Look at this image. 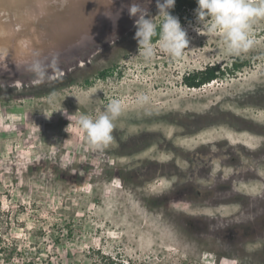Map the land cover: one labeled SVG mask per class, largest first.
Segmentation results:
<instances>
[{
  "label": "rangeland",
  "instance_id": "374dc122",
  "mask_svg": "<svg viewBox=\"0 0 264 264\" xmlns=\"http://www.w3.org/2000/svg\"><path fill=\"white\" fill-rule=\"evenodd\" d=\"M133 2L55 0L36 20L25 0L0 2V264H264V18L227 56L195 11L171 14L187 48L157 39L145 59ZM135 2L163 23L157 0ZM234 61V76L182 82ZM114 99L113 142L92 149L76 121Z\"/></svg>",
  "mask_w": 264,
  "mask_h": 264
},
{
  "label": "clouds",
  "instance_id": "9594fccd",
  "mask_svg": "<svg viewBox=\"0 0 264 264\" xmlns=\"http://www.w3.org/2000/svg\"><path fill=\"white\" fill-rule=\"evenodd\" d=\"M174 3L175 0H157L159 13L164 15L159 33L158 26L149 18L147 10L141 8L140 3L134 0L128 7L129 16L136 17L134 39L137 40L139 54L145 59H150L154 54L153 38L157 36L160 50L170 56L178 58L187 48L189 42L186 31L168 11ZM196 3L195 18L201 27H196L195 30L201 34H218L222 38L225 55L239 56L252 47L254 41L251 38V22L264 18V0H196ZM31 68L37 73L43 71L39 61L33 62ZM121 110L119 100L114 99L95 118L88 115L78 118L76 123L92 149L102 150L113 142V121L120 116Z\"/></svg>",
  "mask_w": 264,
  "mask_h": 264
},
{
  "label": "trees",
  "instance_id": "16d2710c",
  "mask_svg": "<svg viewBox=\"0 0 264 264\" xmlns=\"http://www.w3.org/2000/svg\"><path fill=\"white\" fill-rule=\"evenodd\" d=\"M197 7L196 0H175L174 6L169 9L170 14H174L177 18L182 19L188 12L194 11ZM159 25L157 27V32L159 33ZM159 39V37H154L153 42ZM246 63L244 61H234L230 65L222 66L220 63L206 64L202 69H198L182 76V82L188 87H200L203 84L209 83L210 81L217 79L219 77H225L229 75H235L236 72L241 69ZM111 72L108 68L103 69L99 72L100 78H105ZM12 251L14 249L12 248ZM109 261H112L110 257H106ZM116 264H130V262H124L122 259L115 260Z\"/></svg>",
  "mask_w": 264,
  "mask_h": 264
},
{
  "label": "snow or ice",
  "instance_id": "6c2138e0",
  "mask_svg": "<svg viewBox=\"0 0 264 264\" xmlns=\"http://www.w3.org/2000/svg\"><path fill=\"white\" fill-rule=\"evenodd\" d=\"M2 2V0H0ZM55 0H36V6H33V4L30 2V0H25V3L22 4V9L24 12V18L27 20H36L38 18H41L44 16L46 13H44L40 5H45V4H54ZM7 7V5H5ZM5 13L0 12V16H5ZM19 26V24L17 25ZM5 33L3 29H0V36H3ZM19 39V37H17ZM23 43V41H21Z\"/></svg>",
  "mask_w": 264,
  "mask_h": 264
},
{
  "label": "bare ground",
  "instance_id": "6f19581e",
  "mask_svg": "<svg viewBox=\"0 0 264 264\" xmlns=\"http://www.w3.org/2000/svg\"><path fill=\"white\" fill-rule=\"evenodd\" d=\"M42 7H43V5H41ZM0 29H3V31L5 32L6 30L4 29V27H3V24L1 25L0 24ZM92 33H89V34H87L86 36H83V38L85 39L86 37H88L89 35H91ZM7 42H9V40L7 41ZM15 45V48L16 47H20L21 49H23V47H22V43H21V41L18 43V42H16V44H14ZM8 49V46L6 45V44H3V43H0V60H5V62H7V60L8 59H5L4 57H6L5 55H4V53L6 52V50ZM18 52V54L21 52V51H17Z\"/></svg>",
  "mask_w": 264,
  "mask_h": 264
},
{
  "label": "water",
  "instance_id": "95a60500",
  "mask_svg": "<svg viewBox=\"0 0 264 264\" xmlns=\"http://www.w3.org/2000/svg\"><path fill=\"white\" fill-rule=\"evenodd\" d=\"M40 8L42 9L43 7H42V6H40Z\"/></svg>",
  "mask_w": 264,
  "mask_h": 264
},
{
  "label": "flooded vegetation",
  "instance_id": "af4514ba",
  "mask_svg": "<svg viewBox=\"0 0 264 264\" xmlns=\"http://www.w3.org/2000/svg\"><path fill=\"white\" fill-rule=\"evenodd\" d=\"M248 179H250V177Z\"/></svg>",
  "mask_w": 264,
  "mask_h": 264
}]
</instances>
